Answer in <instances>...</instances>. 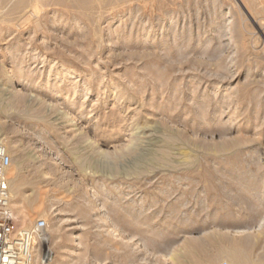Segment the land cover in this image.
Returning <instances> with one entry per match:
<instances>
[{"label": "rangeland", "instance_id": "rangeland-1", "mask_svg": "<svg viewBox=\"0 0 264 264\" xmlns=\"http://www.w3.org/2000/svg\"><path fill=\"white\" fill-rule=\"evenodd\" d=\"M18 1L0 141L54 261L264 264V0Z\"/></svg>", "mask_w": 264, "mask_h": 264}, {"label": "built area", "instance_id": "built-area-1", "mask_svg": "<svg viewBox=\"0 0 264 264\" xmlns=\"http://www.w3.org/2000/svg\"><path fill=\"white\" fill-rule=\"evenodd\" d=\"M11 166L12 156L0 141V264H39L36 256L46 240L47 221L40 217L27 227H16L11 208Z\"/></svg>", "mask_w": 264, "mask_h": 264}, {"label": "bare ground", "instance_id": "bare-ground-1", "mask_svg": "<svg viewBox=\"0 0 264 264\" xmlns=\"http://www.w3.org/2000/svg\"><path fill=\"white\" fill-rule=\"evenodd\" d=\"M24 2H25V0H19L17 2V5H23ZM28 4H29V1H28ZM7 79H5V76L2 77L0 75V97L5 95L8 99L9 98H13L14 100H16L19 103H22L24 101L25 102H33V103H35L38 100L37 93H36L34 87H31V84H30V87L29 86L26 87V93L25 92L24 93H20V91L19 92L15 91V87L13 86L14 82L17 81L18 79H15V77H13L12 79H9V80H7ZM70 115H71L70 112H66V113L60 114V116H57V117L55 116L56 117L55 118V122L56 121H60L59 123H61V122L62 123L63 122L67 123V121L65 119H67V118H71L72 119V117H73V116L70 117ZM72 120L74 122L75 118L72 119ZM11 143L12 142H10V144H7L6 142H4V144L6 145L9 153H10L9 149H11V147H13V146H11ZM42 156L43 155L40 154L38 156V158L39 157L41 158ZM42 159H44V158H42ZM44 161H47V160H44ZM21 186H22V179L21 178L17 177V178H15V180L13 179V181L10 180L11 208H12V211H13L16 219H17L16 227H27V226H29V224H31V222L33 220V215H32V213L30 211L31 209H29L28 206H27L28 204L27 205L25 204V198H24ZM14 189H15V195L13 194V192H14L13 190ZM80 228L81 227H73L72 229L75 230V229H80ZM250 228L248 227V228H245L244 230L247 231V230H250ZM75 233L76 232H73L72 234L74 235L75 239L78 240L80 237L77 234L75 235ZM47 235H48V233H46V240L44 242V245L40 248L39 252L37 253L36 259L39 260V262H38L39 264H59L58 262L54 261V253H53V251L51 249L52 248V246H51L52 244L50 243V239L48 238ZM58 238H59V236H58ZM73 246L76 248L77 246H79V243H75ZM44 258H47V259L44 262L41 263L40 262L41 259H44Z\"/></svg>", "mask_w": 264, "mask_h": 264}]
</instances>
